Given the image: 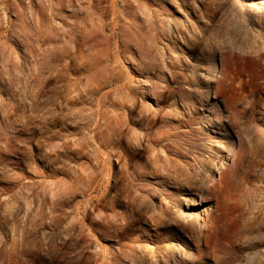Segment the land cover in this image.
Here are the masks:
<instances>
[{
	"label": "clouds",
	"instance_id": "obj_1",
	"mask_svg": "<svg viewBox=\"0 0 264 264\" xmlns=\"http://www.w3.org/2000/svg\"><path fill=\"white\" fill-rule=\"evenodd\" d=\"M0 264H264V0H0Z\"/></svg>",
	"mask_w": 264,
	"mask_h": 264
}]
</instances>
